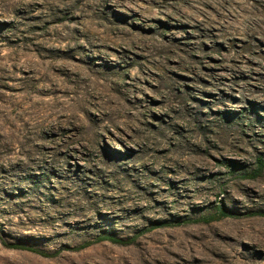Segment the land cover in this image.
I'll list each match as a JSON object with an SVG mask.
<instances>
[{"label":"rangeland","instance_id":"rangeland-1","mask_svg":"<svg viewBox=\"0 0 264 264\" xmlns=\"http://www.w3.org/2000/svg\"><path fill=\"white\" fill-rule=\"evenodd\" d=\"M259 158L264 0H0V264H264Z\"/></svg>","mask_w":264,"mask_h":264},{"label":"trees","instance_id":"trees-1","mask_svg":"<svg viewBox=\"0 0 264 264\" xmlns=\"http://www.w3.org/2000/svg\"><path fill=\"white\" fill-rule=\"evenodd\" d=\"M263 170H264V159L259 158L258 159V168H257L256 172L254 173V177H258L262 173ZM219 211H220L219 212L220 216L223 217V216L227 215L223 208H220ZM99 241H110V242H113L115 244H124L125 243V240H122L121 238H116V237L110 236V235L100 236ZM90 245H91V242H88V243H85L82 246H80V248L85 249V248L89 247ZM10 247L15 248V249L28 250V251L35 252L37 254H40V255H43L46 257L51 256L50 254L43 252L41 250L34 249L31 247H27V246H23V245L12 244Z\"/></svg>","mask_w":264,"mask_h":264}]
</instances>
